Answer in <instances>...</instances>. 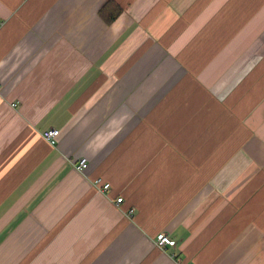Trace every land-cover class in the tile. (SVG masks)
Listing matches in <instances>:
<instances>
[{
    "label": "crops",
    "instance_id": "crops-1",
    "mask_svg": "<svg viewBox=\"0 0 264 264\" xmlns=\"http://www.w3.org/2000/svg\"><path fill=\"white\" fill-rule=\"evenodd\" d=\"M0 264H264V0H0Z\"/></svg>",
    "mask_w": 264,
    "mask_h": 264
},
{
    "label": "built area",
    "instance_id": "built-area-1",
    "mask_svg": "<svg viewBox=\"0 0 264 264\" xmlns=\"http://www.w3.org/2000/svg\"><path fill=\"white\" fill-rule=\"evenodd\" d=\"M13 107H16V104H13ZM59 135H60L59 130L50 129L45 133V138L50 144L55 146L58 142ZM88 166H89L88 159H86V158L79 159L78 164H77V169L80 172H85L87 170ZM94 184H95L96 188L98 189V191L102 192V193H106V192L110 191V189H111V185L109 183L104 184L101 179L95 180ZM116 203L121 205L123 203V198L120 197V198L116 199ZM174 244H175V241L172 240L165 233H162V234L157 236L156 245L160 249H164L167 246H173Z\"/></svg>",
    "mask_w": 264,
    "mask_h": 264
},
{
    "label": "trees",
    "instance_id": "trees-1",
    "mask_svg": "<svg viewBox=\"0 0 264 264\" xmlns=\"http://www.w3.org/2000/svg\"><path fill=\"white\" fill-rule=\"evenodd\" d=\"M122 9L113 1H110L100 12L107 23H112L121 14Z\"/></svg>",
    "mask_w": 264,
    "mask_h": 264
}]
</instances>
